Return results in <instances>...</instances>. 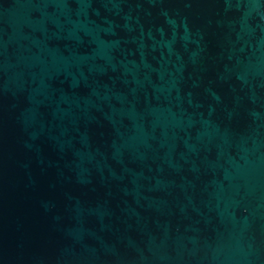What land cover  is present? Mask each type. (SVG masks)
Returning <instances> with one entry per match:
<instances>
[{
	"label": "water",
	"instance_id": "obj_1",
	"mask_svg": "<svg viewBox=\"0 0 264 264\" xmlns=\"http://www.w3.org/2000/svg\"><path fill=\"white\" fill-rule=\"evenodd\" d=\"M0 264H264V0H0Z\"/></svg>",
	"mask_w": 264,
	"mask_h": 264
}]
</instances>
